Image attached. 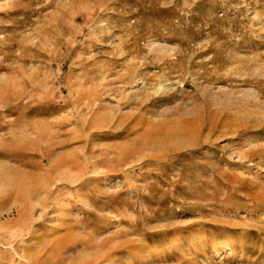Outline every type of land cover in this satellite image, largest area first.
Segmentation results:
<instances>
[{
    "label": "rangeland",
    "instance_id": "obj_1",
    "mask_svg": "<svg viewBox=\"0 0 264 264\" xmlns=\"http://www.w3.org/2000/svg\"><path fill=\"white\" fill-rule=\"evenodd\" d=\"M0 264H264V0H0Z\"/></svg>",
    "mask_w": 264,
    "mask_h": 264
}]
</instances>
